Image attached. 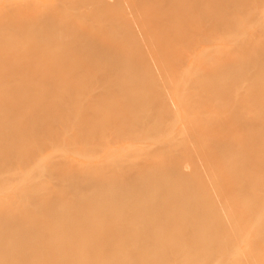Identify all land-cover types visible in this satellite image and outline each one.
Instances as JSON below:
<instances>
[{
  "label": "bare ground",
  "instance_id": "bare-ground-1",
  "mask_svg": "<svg viewBox=\"0 0 264 264\" xmlns=\"http://www.w3.org/2000/svg\"><path fill=\"white\" fill-rule=\"evenodd\" d=\"M79 1L91 2L92 8L96 9L94 11L95 14L98 12L111 14L112 19L114 16V20L120 24L119 33L115 34V36L113 35L109 39L104 37L105 35L107 36V30H104V33L103 29H101V33L99 27H94L90 24V17H83L79 8L73 4V0H56L51 3H47L45 0L32 2V6H29V10L27 9L25 11V13L28 12L26 15L30 17L28 18L27 27L23 25L24 19L27 16L25 17V14H22V10H18V12L22 11V13H19V16L15 15V13L4 14V18L15 21V23L19 25L17 30V41L19 44H16V46L20 45V49L17 46L19 52L15 61L16 64L6 59L0 65V93L6 92L10 96H13L19 90L30 89V76L32 70L24 63H27L32 57L43 59L47 66L44 64L38 67V71L47 76L48 79L50 78L54 81L59 80L62 83V99L70 105L75 104L76 107L78 106L79 108L77 111L78 117H76L79 120H77L78 124L80 123V126L78 125L80 127V131H78L79 136H82L84 139L86 138V140H90V142L92 140V142L97 143V150L103 143L109 141V144L112 146L110 141L127 138L126 136H128L130 132H133L131 128L136 121L138 122L135 118H139V115L141 116L139 113L142 111L140 110L142 104L136 101L138 98L135 96H138V94H135L138 92L136 88L139 87L141 82L138 80L141 77L142 79L145 78L148 73L155 74L158 71V75H165H163L164 79L166 77L168 78L169 75L167 76V74H171V76H175L176 79L180 78L182 81L180 85H183L185 81L187 82V78L191 77V80H189L192 81L194 74L195 76L192 84L193 86L196 85L195 87H198L201 91L196 88V91H200L199 95L196 92L198 99H196V94L193 90H191L190 93L191 95L194 93L192 96L190 95L189 97V94L186 96L191 99L194 98L196 101L198 100L197 102L195 101L196 106L192 104V107L195 106L198 110H207L208 107L215 108L217 104L219 106L223 105L221 104L222 100H220L223 99L221 96L224 94H227V96L232 95H228V92L232 93L235 91L234 93H236V89L234 90L232 87L237 88V86H233V83L236 82V79L240 78L241 80V76L242 79L245 77V80L246 78L251 79L250 81L253 79V81L264 80V46L260 44L261 41L257 42L258 39H255L256 45H253L255 41L251 42L253 47L251 50V45L246 44V46L249 45L250 47L247 48L249 50L246 49L248 52H242L246 57L243 58L244 60L242 59L243 64L240 62L242 64L241 66H243L241 68V66H234L235 63L233 61L244 56L241 55L242 53L239 56V50H235L234 47L233 49L229 48L232 46L231 44V46L228 44L229 46L226 47L227 44H225L223 42L224 39H222L225 36H223V33L225 34L226 30L229 32L226 27L223 29L226 22H223V19L226 18L225 15L229 10L232 9L228 12V14L230 13L232 15L233 10L237 11L236 6L238 5L241 6V4H244L242 5L244 7L245 5L252 6L254 4H259L260 9L258 8L259 5H254L255 7L253 8H257L256 10H259V15H262L264 14V10H261V8H263L261 7V3L264 2V0L262 2H259L261 0ZM125 6L127 8H125ZM240 6H238V8ZM242 6L240 9L243 8ZM253 8L251 9L253 10ZM125 9L126 11L128 10L129 13L126 12ZM257 11L255 13H258ZM236 13H238V11ZM233 17H235V15ZM237 17L240 18V16L236 14L235 23L236 19H238ZM232 19L234 23V18ZM114 20L113 22H115ZM231 26H233L232 22ZM114 27H118V24ZM23 28L28 30L30 34L25 35ZM103 33L105 35H102ZM244 36L245 35H241V37ZM238 37L240 36L238 35ZM250 37L252 36L250 35ZM237 38L234 40L237 41ZM252 38V40H254L255 36ZM234 40L228 41L233 44ZM244 40H246V38L243 39V42ZM228 41L226 40L225 42L228 43ZM240 42H242V40ZM240 42L237 43L240 44ZM30 43L33 47L30 46ZM239 44L237 46L234 45L236 49L239 48ZM243 44L240 46L243 47ZM259 44L263 48L259 46ZM204 46L205 48L201 49ZM29 50H32L31 55L26 53ZM130 57L132 61H130ZM239 59L241 60V58ZM192 60L199 64L201 62H206L207 65L218 63L220 66L217 65L220 68L217 69L215 74L211 75L209 72L206 73V71L208 67L213 66H203L204 64L202 63V66L198 65V68L193 71L195 67H192ZM245 60L247 63L244 62ZM248 60L254 66L248 63ZM129 61L132 62V65L134 64L133 69H131L132 66L128 64ZM244 63L246 64L245 67ZM251 66H253V68H250ZM148 77L149 76H147V78ZM158 77L159 76H156L157 79L160 78ZM127 78L130 79L129 83ZM150 78L153 80L152 77H149V79ZM7 80L18 81L19 84L9 87L3 84ZM51 80H49L47 84L50 88L49 94L52 92ZM183 80H185L184 83ZM213 81H222V84L217 88L214 84L212 89L211 83ZM217 84L219 85L220 83ZM257 84L258 83H255L260 93L256 91V93L254 92L255 95H252L253 97H243L244 99L242 100L237 98L238 101L235 100L237 102H234V105L230 107L225 119L223 117L220 118L219 121H214L215 119H212L214 122H211L209 121L211 117H209V119L207 116L208 119L202 120H206L208 126L206 125V121L204 124L200 118V122L202 121L205 125L201 123V129L198 128L201 125L200 122L198 125L194 123L196 125H193L194 128L192 125L191 128L189 126L190 130L192 128L195 130L192 129L193 131L191 130L190 132L193 133V135L195 134L198 136L207 133L211 140H213L214 137H219L222 133H232L230 139L233 141L229 143V147H227V145L222 147L221 145L216 146L214 144L215 146L207 147L200 152L201 157L202 155L204 157L203 166H195V164H193L194 167H191L189 170L184 169L182 163L183 159L181 160L182 147L185 146L184 143H186L184 142L182 143L184 145H182V147L180 146L182 150L179 149V151L174 154L172 164L167 168L159 169L155 166L156 163H153V157L155 156V158H157V154L162 152L161 149L164 150L163 146L165 145H163L161 146L162 148H160V146L159 148L152 147L150 151L148 150L147 153L143 155L144 157L141 160L137 161L138 159H135L136 162L134 160H132L133 162L130 161L132 158L128 160L129 157L126 158L125 155H123L124 157H120V155L116 153V155L112 157L113 160L111 159L104 167L101 166L100 168V165L98 166L99 175L102 177L100 181L97 180L99 183L94 181L97 175L95 176L94 174L95 178H93L92 181L91 177H86L84 174L80 173L57 174L56 179L53 177L54 180H59L61 177L65 180L59 183H52L50 180L52 176L50 175V177L48 175L51 182H47L48 184L43 188L33 187L31 185L36 200L45 195L59 198L64 193L78 188L98 189L100 186L113 187V185L134 187L139 183V179H147V182L152 180L156 183L167 184L171 189L179 183V187L182 188L183 186V188L179 192H170L166 197H160L165 201V205L160 209L159 206L156 208L142 206L138 207L134 213L127 216L126 213H123V210H126L127 206L122 200L126 199V197L129 196L128 194L123 197L121 200L122 203L112 208L105 207L104 209H99L98 207L92 206L73 205L64 207L58 213L52 214V210L42 209L41 206L36 205L33 206L30 214L19 212L17 215L13 213L11 219L12 223H15L20 215H30V219L34 223L32 226L34 230L29 235L19 238L17 248L9 262L8 260L5 262L4 257L6 255L0 253V264H94L98 258V260H101L99 261L100 264H118L121 262L119 259H124L123 256L125 255L126 257L131 249L134 251V249L136 250L137 248V254L135 251L134 253L136 256L139 255L137 256V262L134 264H142L141 262L144 261L143 258H146L145 261L150 260L148 262L149 264H264V262H262L264 259V176H261L264 162V131H262L264 127V116H259L254 113L252 115L253 118H248L249 120L246 119V121L242 119L241 115H239L240 118L237 115L241 107L238 104L242 102L244 103L241 105L244 106L245 104L247 107L251 105L256 107L255 104H258L257 106L262 104V101L259 99L264 94V84L260 87H258L259 84L258 86ZM185 85L188 86V84ZM191 88L193 87L191 86ZM183 89L184 88L181 90ZM185 90H187V88H185L184 91ZM130 92L134 93V96H131V102L134 97L136 98L134 99L135 101L133 100V104L130 102V105H133L131 112L128 109L129 107L127 108V102L130 100H128ZM186 92L188 93V91ZM186 92L184 93L186 94ZM185 94L181 96V98L184 97ZM212 95L214 96L213 99L211 98ZM139 96L141 97V95ZM166 96L168 95H165V97ZM45 97L46 95H39L38 98L40 101L35 105L39 106L41 102H44L42 99ZM159 97H161V95H159ZM230 97H233V95ZM162 98L163 97H161L160 100ZM187 98H183V101ZM180 99L177 100L178 102L176 101L179 104L181 102ZM194 99L185 101L193 103ZM160 100L158 99V102ZM135 102L137 103L135 104ZM179 104H177L176 108H178ZM49 106L52 109L54 108L52 102H49ZM189 107L191 108V104ZM224 107L226 108V106ZM227 107L229 108V106ZM181 108H183V106ZM157 109L161 121L165 122L168 118L172 117L171 115L174 111L176 112L173 102L168 105L160 102ZM250 109L252 112V108ZM124 110V113L128 114L130 112L133 115L128 114L127 116L129 120H132H130L132 124L128 122V119L125 121L123 118L124 121H122V119L119 118V113H123L122 111ZM105 111L111 112L110 114L113 118L110 117V115L109 117L114 120H111L112 124L110 123L106 126L101 123V119L98 121V118H101L100 114H105L103 113ZM135 112H137L138 115ZM208 112H210V110ZM239 112H241V110ZM192 113L190 112L191 116ZM21 114L20 111L12 109L5 113L2 119L6 123L16 122L19 120L18 116ZM65 114L64 111L60 112V115H58L60 121H65V117L67 120H70L68 114ZM114 116H118L119 120L117 119L118 121H116L115 119L117 117L114 118ZM53 118L54 117L42 112L32 114L30 120L35 126L19 133L17 137L18 140L33 137L40 133V131H43L44 134H41L45 137L46 135H51L50 137L47 136L48 140H50V138H56L57 135L55 134H60V132L56 130V132L52 131V125L59 122V120H54ZM99 122L102 125H100ZM188 123L190 124L191 122L189 121ZM53 132L55 133L53 134ZM9 134L10 131L7 133V137L4 140H0V143H4L8 139ZM138 134L140 135L141 133ZM87 136L89 138H87ZM133 136L134 135L131 134L129 137L132 138ZM136 136L137 138L139 137L135 134L132 140H135ZM216 144L218 145V143ZM101 147L103 148V146ZM186 148L185 146L184 150H186ZM17 149L13 151L10 147H6L5 151L7 154L5 155V159L11 161V158L17 155L23 160L33 161V159L36 158L35 156H37L36 154L41 151L38 149L36 150V148H32L34 150L32 151L31 149L30 152L29 150L22 152ZM94 149L96 150V147ZM116 149L115 152H117ZM100 150L102 149L100 148ZM126 151L121 149L118 153L123 154V152L126 153ZM231 151H234L233 153L237 156L233 153L234 156L231 154L233 157L229 156ZM227 152L230 153L228 154ZM111 153H114V151ZM200 153L198 156H200ZM191 155H194V153L190 154V157ZM225 156L231 158L228 159L229 161L225 159L226 161L229 163L232 162V169L229 166L231 169L229 174H226V171L224 172L225 167L228 166L223 163L219 164ZM112 161L115 163L114 165H111ZM194 163L196 162L194 161ZM43 165L46 167L45 163ZM120 165L124 167H118ZM39 166L40 169L44 167L41 165ZM117 167L121 170L127 167V170H122L123 172L126 171V173H123L124 175H119L118 171L115 169ZM95 173H97V171ZM214 175H216V177L219 176L218 179L221 180L219 181L221 184L218 183L220 189L223 184V187L228 186L229 188H227L230 190L223 191L221 195L215 197V201L212 199L214 202L210 199L211 202H209L207 208H204V206V209L202 208V210L200 209L198 212L195 211L193 207L184 208L181 201L186 197L188 198V196L191 198L194 195L202 201L205 199V195L202 193L207 185L205 182L208 181V177L209 179H213ZM91 176L94 177L93 175ZM105 177L107 178L105 179ZM231 179H233L232 182L229 181ZM21 183L22 182H19V186L22 185ZM20 188H22V186H20ZM236 191H238V194ZM23 196H25L26 199L27 195ZM4 211L8 212V208H5ZM154 212H157V215H154ZM226 215L228 216L227 219L224 217ZM125 216L128 217V219L139 217L146 220V223L140 229L135 230V235H132L131 239H127L130 238L129 236L124 240V236H122L123 238H119L123 240L121 241V239H119V242H116L117 239H115V236L118 237L120 235H118V229L115 228L112 223ZM94 224H100L99 228L105 231L104 236L94 237L92 235H77L78 230H83L86 226ZM131 224L134 226L135 222L131 221ZM256 225L258 229L255 228ZM179 226L184 228L187 227V230L184 232H177L176 229L179 228ZM3 235L7 237L6 233ZM211 235L215 237L209 242H204L205 239ZM244 246L248 248V251L245 255L241 256L240 250Z\"/></svg>",
  "mask_w": 264,
  "mask_h": 264
},
{
  "label": "rangeland",
  "instance_id": "rangeland-1",
  "mask_svg": "<svg viewBox=\"0 0 264 264\" xmlns=\"http://www.w3.org/2000/svg\"><path fill=\"white\" fill-rule=\"evenodd\" d=\"M34 1H39V0H0V65L6 59H9L11 63L16 64L15 61L17 59V54L19 52L17 48L20 46V45H17L18 47L16 46V44H19L17 41V30L19 28V25L16 24L15 21L4 18V14L15 13V15L19 16V13H22V11H23L22 14H25V17H26L27 16L26 13H28V12L25 13V11L27 9L29 10V6L31 7L32 6L31 3ZM45 1L47 3H51V2H54L56 0H45ZM109 1H111V0H109ZM230 1H233V0H230ZM262 1L263 0H261L259 2H262ZM73 4L76 5L77 8H79L80 13L83 17H90V20H89L90 24H92L94 27L95 26L99 27L100 30L103 29L104 33L107 30L106 31L107 36L104 33L102 34V35H105L104 37L109 39L113 35L115 36V34L119 33L120 24L114 20L113 15H112L113 16V19H112L111 14L110 15L106 14V13L103 14V12H100V13L96 12L97 14H95L94 11L96 9L92 8L91 2H89V1L81 2L79 0H73ZM209 4H210V1H209ZM261 4H262L261 7H263V8H261V10L263 11L264 10V2H262ZM242 5H244V4H241V6ZM254 5H257V4H254ZM254 5H252V6L245 5L244 6L245 8L242 6L243 7L242 9H240V7H241L240 5H238V6H240L239 8H238V6H236L238 13H236L237 12L236 10H233V13L236 11L235 13L238 16H240V18L237 17L238 19H236V23H235L236 14L234 13L235 17H233L234 16L233 13H232L233 16L230 13L228 14V12L231 11L232 9L226 13V15H225L226 18L223 17L225 19V20L223 19V22L226 21L224 26H223V29H224V27H226L229 30V32L226 30L225 34L223 33V36L224 35L225 36L223 38L222 37L221 38L224 39L223 42L225 44H227L226 47L231 44L232 46L230 45L231 47H229V48L233 49V47H234L235 50H239V53L237 51L239 56L243 51L245 53L248 52L247 50H249V49H247V48H249L250 46L247 45L248 46L247 47L246 44L251 45V42L255 41L253 43V45H256L257 39H258L257 42L261 41L260 44L261 45L263 44L262 46H264V16H263L264 14L259 15V12H258L259 10L257 11L256 10L257 8L254 9L253 8V7H255ZM125 8H127V7L125 6ZM251 8H253V10ZM258 8L260 9V5L258 6ZM18 10L19 11L22 10V11L18 12ZM254 10H256L258 13H255L256 11L253 12ZM125 11H126V9H125ZM126 12L129 13L128 10ZM126 12H125V14H126ZM263 13H264V11H263ZM28 18H30V17L27 16L24 19L23 25L26 27H27L28 20H29ZM232 18H234V23L232 21L233 20ZM113 20L116 23L113 22ZM92 22H94V23H92ZM231 22H232L233 26H231ZM116 24H118V27H114V26H116ZM229 26H230V28H229ZM23 30H24L25 35L30 34V32L28 30H26L24 28H23ZM101 33H102V30H101ZM238 35L240 37H238ZM241 35L242 36L245 35L244 37L246 38V40H244V42H243V39H245V38L241 37ZM246 35L248 36V38ZM250 35L252 37L255 36L254 40H252L253 38L250 37ZM234 37L235 38L238 37L237 41L234 40L235 39ZM226 40L227 41L228 40H232V41L234 40V43L232 44L229 41L227 43V42H225ZM241 40L244 44L242 42H240ZM237 42H240V44ZM210 44H211V42H210ZM210 44H206V45H210ZM238 44H239L240 49L239 48L236 49V47H235ZM241 44H243L244 46L242 45L243 47H241L240 46ZM260 44H259V46H261ZM30 46L33 47V45L31 43H30ZM203 48H205V46L202 47L201 49H203ZM252 48L253 47L251 45L250 50ZM19 49H20V47H19ZM26 53L31 55L32 50H29ZM241 55H243L244 57L238 56L239 58H241V60L238 58L237 60L233 61L235 63V65L233 63L234 66L240 67L243 64L242 59L245 58L246 55L243 53ZM130 59H131V57H130ZM130 59H128V60H130ZM130 61H132V59ZM130 61L128 64L131 65L132 67L131 66L130 67H131V69H133L134 64L132 65L131 64L132 62H130ZM244 62L247 63L246 60ZM191 63H193L192 67L193 66L195 67V68H193V71H195L198 68L197 67L198 65H201V66L203 64H204L203 66L207 65L206 62L205 63L201 62L199 64V63H195L193 60ZM245 63H244V67L246 66ZM248 63H251V62L249 61ZM24 64H27L30 67V69L32 70V74L30 76V89L19 90L13 96H10L6 92L0 93V140H4L7 137V133L10 131L8 139L4 143H0V253H3L6 255L4 257L5 262H7V260L9 262V260L12 259L13 253L15 252L17 245L19 243V238L22 236H25V235H29L34 230V229H32V226L34 225V223L30 219V215H26V214H30L33 206H36V205L41 206L42 209L52 210V214H55L67 206H73V205H75V206H92V207H98L99 209H104L105 207L112 208L114 206H117L118 204L122 203V201H123V203H125L127 206L126 210H123L124 211L123 213H126V216H127V215H131L132 213H134L138 209V207H142V206H145V207L151 206L150 208H153V207L156 208L159 206V209H160L163 205H165V201L162 200L160 197H166L170 192H176V191L179 192L183 188V186H182V188L179 187V185H180L179 183L176 184V186L173 187V189H171L170 186L167 184L156 183L155 181H152V180L147 182L146 181L147 179L146 180L145 179H142V180L139 179V183L134 187H120L117 185H113V187L112 186L111 187L100 186L101 188L98 187V189L78 188V189H73L69 192L64 193L59 198H53V197H49V196L45 195V196L39 198L38 200H36L34 198V194H33L34 190L31 189V185L33 187L43 188L48 184L47 182L52 181V183L53 182L59 183V182L65 181L63 177H61L59 180H54V178L56 179L57 174H80L81 173V174H84L86 177H91L92 181H93V178H95V176L97 175V177L94 181H97V180L100 181V179H102V177L99 175V170H98L99 167L100 168H101V166L104 167V165L108 164L111 159L113 160L112 157H114V155H116V153L119 154L120 157H124L123 155H125L126 158L129 157L128 160H130L132 158L130 161L134 160L136 162L137 159H138L137 161L141 160L144 157L143 155L146 154L148 150L150 151L152 149V147L153 148H156V147L159 148V146H160V148H162L161 146H163V145H165L166 148H165V146H163L164 150L161 149L162 152L160 154L159 153L157 154V158H155V156L153 157L154 158L153 163H156L155 166H157V168L160 169V168L169 167L172 164V160H173L172 158H174V154H176L179 151V149L182 150V148H183V150H184L185 146L187 147L186 150H184V151L182 150V152H181V154H182L181 160L183 159L182 163H183L184 169L189 170L191 167H194L193 164H195V166H203V163H204L203 158L204 157H203V155L201 157L200 152H202L207 147L215 146V145L216 146L221 145L222 147L227 145V147H229L228 146V145H230L229 143L230 142L232 143V141H233L230 139L232 136V133L231 134H230V132H226V134L222 133V135H219V137L218 136L214 137L213 140H211V138H209L207 133L204 135H198V136H196L194 134L196 136L195 137L193 135V133H190L191 130L194 128L193 125L196 126L199 124L200 119L201 120L202 119H208L209 117H211V119L209 118L210 119L209 121H211V122L219 121V119L222 117L225 119L227 114H228L227 112H229L228 110L230 109L231 106L234 105L233 104L234 102L238 101V99L242 100L244 98H249L250 96L255 95L256 91L258 93H260V91H258L259 89L256 87L255 83L259 84V86L257 84L258 87H260V86H262V84H264V80L263 81L262 80L261 81L256 80L257 81L256 82V81H253L254 79L252 81H250L251 79L246 78V80H247L246 81L244 79L245 77L243 76L244 78L242 79V76H241V80H240V78L236 79V82H234L235 85L233 83V86H237V88L232 87V89H234V90L236 89L237 92L236 93H234L235 91H233L232 93L228 92V95L232 94L234 98L230 97L232 95H229V96H227V94L222 95L221 98H223V99H220V100H222L221 104H223V105L219 106L217 104L216 105L217 107L216 106H215V108L213 107L214 109L212 107H211L212 109L210 107H208V109L210 110V112H208L209 111L208 109H207L208 111L206 109H199L198 110L195 107L196 106L195 103L198 101V100L196 101V99H198L197 97H198L201 90L198 87H195L196 85L193 86V84H192L194 81L193 80V78L195 76L194 74H193L192 81H190L191 80V77H190V78H187V82L185 80H183V83H184V81H185V83L183 85H180V84H182V81L180 80V78L176 79L175 76H173V75L171 76V74H167V76L169 75L168 78L166 77L164 79V77H163L164 74L158 75L157 74L158 71H157L155 73L156 76H159L160 78H162V79H160L158 77L159 79H157L154 73H151V74L148 73L146 75L149 77H152L153 80H151V78L149 79V77L147 78V76L143 79L141 77L140 78L141 80L140 79L138 80L139 82L141 81L140 85H139V87L137 86L138 88H136L138 92L135 91L136 92L135 94H138V96L141 95L142 98L140 96L138 97L137 95H135L138 98V100L135 97L132 99V102H134L135 101L134 99H136V101H139L138 103L142 104L143 107L141 106L140 110H142L143 112L141 111V113H139V114H141L142 117L139 115V118H137V117H136L137 119L135 118V120H138V122L134 121L135 123L131 128L132 131L135 133L129 131L130 132L129 135L126 136L128 138L129 136H131V134H133L134 136L132 138H134L135 134H137L139 137L137 138V136H136L135 140H132V138H130V137L129 138L131 140L129 138L128 139L124 138L125 140L124 139H119V140L114 139V140H112L113 142L110 141L112 143L113 147L111 146V144H109V141H107V143L105 142V143H103V145H100L99 149L97 150V147H98V146H96L97 143L92 142V140L90 142V140H88V139L86 140V138L84 139L82 136H79L78 131H80V127H79L80 123L78 124V122H77L78 118H76V117H78L77 111L79 108H78V106L76 107L75 104L70 105L68 102H66L64 99H62L63 98L62 90H61L62 83L59 80L54 81L53 79L52 80L50 78L48 79L47 76H45L44 74H42L38 71V67L44 65L45 61L43 59H40V58H33L32 57V58H30V60L27 63H24ZM217 64H215V63H213V65L208 64L209 66H213V67H208L206 73L209 72V74H211V75L215 74L217 69L220 68L219 67L220 65L218 64L219 65L218 66ZM251 65H253V64L251 63ZM45 66H47V64H45ZM247 66H248V64H247ZM253 66H251L250 68H253ZM242 67L243 66H241V68ZM49 80H51V86H52V92L50 94H49L50 88L47 85ZM129 80L130 79L127 80L128 83L130 82ZM161 80H163V81H161ZM164 80L165 81L167 80L166 81L167 83ZM213 82H216V83H213ZM213 82L211 83L212 89H213L214 84L216 85V88L218 86L220 87V85L222 84V81H218V82L213 81ZM260 82L261 83L263 82V83L261 84ZM128 83H126V84H128ZM217 83H220V84L218 85ZM3 84L6 86H9V87H13V86L18 85L19 83H18V81H14V80H7ZM166 84H167V86H166ZM185 84H188V86ZM190 85L193 88H191ZM180 88L181 89L187 88V90L184 91V89L181 90ZM196 88L200 91L199 92L196 91L197 90ZM263 88H264V85H263ZM191 90H193L195 92L196 96L195 95L194 96L196 97V99L189 98L191 95L190 94ZM130 91H131V84H130ZM140 91L142 94L140 93ZM180 91H181V93L183 91V93L181 94ZM186 91H188V93ZM184 92H186V94ZM196 92L198 93V95ZM225 93H227V92H225ZM133 94L134 93L130 92V95L128 98V100L129 99L130 100H129V102H127L128 103L127 108L129 107L128 109L130 112H131V108L133 107V105L132 106L130 105L131 96ZM178 94L179 95L181 94L180 98L184 94H185V96L180 99ZM193 94L194 93H192V95ZM39 95H46V97L42 99L44 102H41V104L39 106H36L37 105L36 103L40 101L38 98ZM159 95H161V97H163L161 100H160L161 97H159ZM165 95H168V96L165 97ZM186 95H188L189 97ZM213 95L211 96L212 99L214 98V96H216V95H214V96ZM263 96H264V94L259 99L262 101L261 102L262 104H260L259 106H257L258 104H255L256 107H254L253 105H251L253 107L249 106L250 108H252V112H251V109L249 107H247V105H245V104H244V106L241 105L244 102H242V103L240 102L241 104H238V105L241 106L240 107L241 109L239 108V111L241 110V112L238 111V114H237L238 117L240 118L239 115H241L242 119L246 120L248 118H253L252 115L254 113L256 115L258 114L259 116H264V100H263L264 97ZM176 97L178 99H180L181 105L179 103H177L178 99ZM185 97L186 98L188 97L189 99L188 98L184 99V101L194 99L193 103H190L188 101H185V102H187V103H185L183 101V98H185ZM158 99L160 100L159 102H158ZM235 100H237V101H235ZM49 102L53 103V106H54L53 109L50 108ZM132 102H131V104H133ZM160 102H162L166 105L173 102V106H175L176 112L174 111L171 115L172 117L170 116L171 118L167 119V121H166L167 123L165 121H161V119H160L159 111L157 109ZM136 103L137 102H135V104ZM188 103H189V105L191 104V108L189 107ZM135 104H134V107H135ZM177 104H179L178 105L179 110H178V108H176ZM192 104L195 105V106H193L194 108L192 107ZM35 106H36V108H35ZM182 106H183V108H181ZM185 106H186V108H185ZM224 106H226V108ZM227 106H229V108ZM218 107H220V108H218ZM33 108H35V109H33ZM12 109H16L22 113L21 115L18 116L19 120L16 122L15 121L11 122V123L4 122L2 117L4 116L5 113H7L9 110L11 111ZM125 110H127V109H125ZM125 110L122 111L123 113H121V112L119 113V116H120L119 118L122 119V121H124V120L126 121L128 119V122L131 123L130 122L131 119L129 120V118H127V116H128V114H130V115H132V114L130 112L128 114L124 113ZM249 110H250V112H249ZM62 111H64L66 114H68V117L70 120H67L66 117H65V121L59 120L58 115H60V112H62ZM206 111H207V113H206ZM37 112L46 113L47 115L54 117L53 118L54 120H59V122H56L54 125H52L53 126L52 131H55V130L57 132L59 131L60 134L56 133L55 134V135H57L56 138H53V139L50 138V140H48L47 136H49V135H46V137H45L43 135L44 134L43 131H40V133L36 134L33 137L22 138L21 140H18L17 137H18L19 133H21L22 131H24L26 129L33 128L35 126L34 123L30 120V116L34 113H37ZM190 112L191 113L194 112V113H192V116H191ZM103 113H105L106 115L100 114L101 118H98V121L101 119L100 121L103 125L106 126V125L111 123V120L114 121L112 119L113 116H111V114H110L111 112L105 111ZM135 113H137V112H135ZM109 115L112 118H110ZM137 115H138V113H137ZM205 115H206V117H205ZM256 115H254V116H256ZM207 116H208V118H207ZM259 116H256V117H259ZM116 117L114 116V118H116L115 120L118 121L119 118H118V116H116ZM55 118H57V119H55ZM123 118H124V120H123ZM104 119H106V120H104ZM212 119L213 120L215 119V120L213 121ZM221 120H223V119H221ZM169 121L172 123H170ZM189 121L191 122L190 124L188 123ZM202 121L200 122V124L201 123L203 124V122L205 124L206 120H204L203 122ZM194 123H196V125ZM99 124H100V122H99ZM102 124H100V125H102ZM202 124L199 127L198 126L197 127L201 129ZM191 125L193 128L190 130L189 126L191 128ZM206 125H207V121H206ZM171 126H172V128H171ZM263 128H262V131H264ZM244 130H246V129H244ZM49 132H50V130H49ZM55 132H53V134ZM41 133H43V134H41ZM50 133L52 134V132H50ZM138 133H141L142 135L141 134L139 135ZM190 134H192V135H190ZM263 135H264V132H263ZM52 136L55 137L54 135H52ZM84 137H86V136H84ZM200 137H202V138H200ZM87 138H89V137L87 136ZM203 139H204V141H203ZM43 142H45V143H43ZM184 142H186V143H184ZM182 143H184L185 146L182 147V145H184ZM216 143H218V145ZM94 144H95V146H94ZM104 144H106L108 147ZM189 144H191V145H189ZM101 146H103V148ZM180 146L182 148H180ZM6 147H10L11 150H13V151H16L17 148H18L17 149L18 151H22V152L23 151L26 152L27 150H29V152H30L32 148H34V149L36 148V150L38 149L41 151L38 154H36L37 156H35L36 158H34L35 160L33 159V161L23 160L17 155L13 156L11 158L12 159L11 161H7L5 159V155L7 154V152L5 151ZM93 147L94 148L96 147V150ZM100 148L102 150H100ZM188 148H189V150H188ZM34 149H32V151ZM115 149L117 150V152H115ZM121 149H123L124 151H126V149H127L126 153L129 152V153H127L128 155L125 152H123V154L118 153V151ZM190 149H191V151H190ZM98 151H99V153H98ZM113 151H114V153H111ZM185 151H187V152H185ZM130 152H132V153H130ZM233 152L231 151V153L230 152H227V153L228 154L230 153L229 156H232L233 154L235 156H237ZM193 153L195 156L191 155V157H190V154H193ZM199 153H200V156H198ZM188 155H189V157H188ZM99 156H100V158H99ZM193 156H194V158L195 157L196 158L194 159ZM199 157H201L202 160ZM225 157L222 161L219 162V164H221V163L226 164V166H228V167H225L224 172L226 171L225 173L229 174L230 170L232 169V162L231 163L228 162L229 161L228 159H231L230 157L229 158L228 157L225 158ZM189 158H190V160H189ZM192 158H193V160L191 161ZM225 159L228 161H226ZM194 161L196 163H194ZM44 163L46 164V167L43 165ZM114 164L115 163L112 161L111 165H114ZM39 165H41L42 167L44 166L43 169H40ZM229 166L231 167V169ZM118 167L122 168L124 166L120 165ZM118 167L115 169L118 171L119 175L126 173L125 170H124L125 172H123L122 170L123 169L127 170V167L123 168L122 170L119 169ZM94 171L95 172L97 171L98 174L95 173ZM94 174H95V176H94ZM48 175L52 176V177L50 176L51 181L49 180ZM91 175H93L94 177H92ZM214 176H213V179L211 178L212 180L209 179V177H208V181L205 182V184L207 183V185L202 192L205 195V199L202 201L198 197H195L194 195L191 198L188 196V198L186 197V198H184V200L181 201L184 208L193 207L195 209V211L198 212V211H200V209L202 210V208L204 206H205L204 208H207L209 202L216 199L215 197L221 195V193H223V191L230 190V189H228L229 188L228 186H227L228 188L225 186L223 187V184L221 186L222 188L220 189L218 185L221 184L219 182L221 180L218 179V177H219L218 175H217L218 177H216V175H214ZM261 176H264V162H263V172H262ZM52 178H53V180H52ZM106 178L107 177H105V179ZM215 178H217L218 180ZM143 180H144V184H143ZM232 180L233 179H231L229 181L232 182ZM99 181H97V182L99 183ZM19 182H22L21 183L22 185H20V186H22V188H20ZM236 193L238 194V191H236ZM127 194L129 196H127L126 199L122 200L123 197ZM23 195H27L28 198L26 197V199H25V196H23ZM21 198H22V200H21ZM29 198H31V199H29ZM206 198H208V199H206ZM210 199H211V201H210ZM5 208H8V212L4 211ZM19 212H24L26 214L20 215L19 218L17 219V221L15 223H12L11 222L12 214L16 213L18 215ZM154 215H157V212H154ZM126 216L123 218H120L119 220L114 221L112 223L113 226L118 229L117 230L119 233L118 235H120L118 237L115 236V239H117L116 242H119V239L123 238L122 236H124V238H123L124 240L129 236H130V238H127V239L128 240L131 239L132 235H135V230L140 229L146 223V220H143L139 217H134V218L128 219V217H126ZM224 217H226V219H227L228 216L226 215ZM131 221L135 222L134 226L131 224ZM99 225L100 224H94V225L86 226L83 230H78L77 235L78 236L92 235L94 237L104 236L105 231L103 229L99 228ZM257 227L258 226L256 225L255 228H257ZM185 230H187V227L184 228V227L179 226V228L176 229L177 232H184ZM5 233L7 234V237H5L3 235ZM119 237H121V238H119ZM213 237H215V236L214 235L208 236L204 242H209L210 240L213 239ZM123 239H121V241ZM132 250L133 249H131V251L129 250L130 252L127 253L126 257H125V255L123 256L124 259H119V261H121V262H119L120 264H134L137 262V256L139 254L137 256H136V254L138 252V248L136 249L137 252L134 249L136 254ZM240 251H241L240 252L241 256L245 255L248 251V248L246 246H244L243 248H241ZM98 259L96 260V263H94V264H98L99 261H101ZM143 260L145 261L146 258L145 259L143 258ZM141 261H138V262H141ZM144 261H142L141 263L142 264H149L148 262L150 260L145 261V262ZM262 262H264V259ZM101 264H103V263H101Z\"/></svg>",
  "mask_w": 264,
  "mask_h": 264
}]
</instances>
